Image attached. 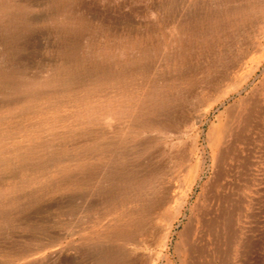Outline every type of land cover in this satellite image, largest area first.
Instances as JSON below:
<instances>
[{
    "label": "bare ground",
    "instance_id": "bare-ground-1",
    "mask_svg": "<svg viewBox=\"0 0 264 264\" xmlns=\"http://www.w3.org/2000/svg\"><path fill=\"white\" fill-rule=\"evenodd\" d=\"M75 1H51V6L54 9V21L63 36L60 47L62 57L52 67L49 74L40 76L28 74L24 66L15 64L7 56H11L20 47V40L27 25L36 19L31 11L33 1L0 0V42L4 45L0 59V227L13 222L15 218L11 214V209L15 206H22L21 211L24 210L23 207L34 206L39 201V190L43 187L50 186V189H52L51 187H63L57 181L39 178L36 189L24 192L21 189L26 186L31 177L46 171L49 163H58L62 160V153L65 151L63 146H54L53 136L45 137L42 134V125L48 126L46 129L49 130L54 128L56 123L62 120V117L56 113L57 108L63 104H71L75 108L74 114L77 119L75 121L78 127L70 125L71 127H68L59 136L62 139H68L72 134L86 136L92 132L93 138L86 139L84 142V156H86L85 152L95 151L107 159L106 170L96 182V191L103 196L108 210L116 211L112 222L107 224L106 231L98 234L97 242L83 250V254L87 258L85 264H157L159 255L152 263H149L151 258L129 252L120 243L121 240L131 237L130 227L140 230L145 228L147 224L145 218L150 206L154 205L155 207V205L168 203V196L160 199L154 197L157 189L151 185V179L158 168L150 167L146 173L140 174L136 161L127 157L128 147L124 145L120 148L112 146L114 140L108 137L106 132L96 131L95 128H92V124H95L98 117L106 112L117 119H125L128 127L135 130L136 134L141 130L155 126L172 130L174 135L183 132L193 134L191 137L189 136V143H185L180 150V158L184 160L187 152L191 155L197 154V151L200 150L197 146L201 134V130L198 129L200 126L196 125L191 114H187L188 111L184 114L177 110V117L173 114L174 101L177 98L179 100L186 98L181 86L178 87L174 81L171 83L160 82L157 78L148 79L146 77L147 65L141 60V57H147L150 53L149 48H142L141 53L137 56L133 54L120 56L119 52L110 50H104L100 57L92 54L93 52L83 53L82 49L85 44L80 41L79 36L86 30L88 20L84 15L75 11ZM226 4L227 1L224 0H210L202 3L203 7L200 6L199 9L195 8L183 13L184 16L176 22L175 34L169 39L171 43H176L173 50L169 48L168 51L166 50L169 59L173 54L179 57L189 54L190 52H187L193 42L206 39L214 30L222 29L227 14L233 15L231 22H236L238 19L244 18L247 13L256 11L255 9L263 10L262 5L258 2L254 4L236 3L229 7L225 6ZM57 13L62 15L58 16ZM219 38L221 37L219 36ZM115 63L119 65V68L114 67ZM225 64L227 63L225 62ZM208 66L210 67V65ZM240 68H242L240 62L235 61L228 63L226 69L218 74L207 71L208 73H204L200 79L204 82V86L197 92L194 91V88L198 82L194 76L179 70V77L190 89L191 96L198 99L199 96L210 89L217 88L222 83L230 84V77H235ZM138 75L147 80V87L143 90V83L146 80L138 82V84L135 83ZM231 83L238 84L233 80ZM111 88L116 91L115 98H111L107 94ZM234 88L241 87L235 86ZM227 92L218 96L224 97ZM259 109L256 97L240 98L237 102L225 106L216 115V121L208 125L204 135L209 154V174L199 193L198 200L191 207V212L186 216L182 227L177 231V240L173 248L178 264H233L235 259L244 263L250 257L251 250L258 246V241H254L249 234L250 228L246 224L248 222L246 217L252 216L254 219L257 214L262 212L261 207L252 213L249 209L252 203L251 198H256L258 201L260 199L246 192L247 197L241 192L244 187L249 188L250 181H253L248 168L251 165L249 155L258 148L259 141L264 140L261 127H258L257 121V123L254 121L256 115L258 116L262 112ZM159 115L160 118H158ZM32 118H35L34 122L24 124L26 120ZM31 127L33 129H30ZM21 130L25 131V135L29 139L26 144L14 141L15 132ZM190 131L193 133H189ZM133 152L139 154L140 151L133 149ZM83 168L84 176L82 177L76 175V172L68 173L65 167L61 166L60 170L64 173L68 188L89 185L98 169L93 164L92 166L83 164ZM20 175L24 178H18ZM198 176L197 172L191 175V178L189 177L185 194L191 189ZM258 181L260 182L262 179L257 178L256 183ZM255 191L258 193V190L254 189ZM129 203H132L133 206L132 204L128 205ZM71 204V209L75 210L77 206L72 202ZM179 212L180 208L178 207L176 213ZM173 221V218L169 217L160 229L153 225L149 231L148 227L149 235L154 231L155 234H158L157 232L160 231L156 238L161 250L167 249ZM25 224L28 227L39 226L35 223L31 224L29 221H25ZM162 233L163 237L161 238ZM119 240L120 243L117 242ZM166 260L165 264H174L175 262L169 256L166 257ZM259 262L260 259H254L253 264H259Z\"/></svg>",
    "mask_w": 264,
    "mask_h": 264
},
{
    "label": "rangeland",
    "instance_id": "rangeland-1",
    "mask_svg": "<svg viewBox=\"0 0 264 264\" xmlns=\"http://www.w3.org/2000/svg\"><path fill=\"white\" fill-rule=\"evenodd\" d=\"M32 1L31 11L36 19L27 25L25 33L20 40V47L11 56H7L15 64L24 66L28 74L45 76L61 60L60 47L62 46L63 36L53 18L54 9L51 6L52 0ZM207 1L210 0L75 1V11L84 15L88 20L87 31L84 30L85 33L83 32L79 36L80 41L85 44L82 49L83 53L89 54V52H93L92 54L100 57L104 50H110L119 52L120 56L122 54L137 56V54L141 53L142 48H149L150 53L147 57H141V60L147 65L146 77L148 79L157 78L160 82L171 83L174 81L178 87L181 86L186 98L184 97V99L180 100L177 98L174 101L173 114L177 117L178 112L185 114L188 111L187 114H191L196 125L200 126L198 129L201 130V134L197 142L198 149L200 150L197 151V154L191 155L187 152L186 159L184 160L180 158V150L185 143H189V136L191 137L193 134L190 135L183 132L178 133L177 136L173 134L174 131L172 130L156 126L141 130L140 133L136 134L135 130L128 127L125 119H117L106 112L98 117L95 124H92V128H95L96 131L106 132L105 134L114 140L112 146L116 148H120L123 145L128 147L127 157L136 161L140 174L146 173L150 167L158 168L151 179L153 181H151V185L157 189L154 197L160 199L161 197L165 198L168 196V203L155 205V207L154 205L150 206L145 218L147 223L145 228L140 230L130 227L131 237L128 238L129 240H121V243L120 240L117 241L129 252L142 254L143 257L151 258L149 263H152L159 255L157 264H165L167 256L175 261L174 264H178L173 248L177 240V231L182 227L186 216L191 212V207L198 200L199 193L204 187L205 180L209 174V154L204 135L208 125L216 121V115L225 106L247 96L256 97L259 103V110L264 112V0H224L227 1L225 6L228 7L236 3L254 4L258 2L262 5L263 10L255 9L256 11L247 13L244 18L242 17L236 22H231L233 15L227 14L222 29L214 30L212 32L213 35L210 34L206 39L193 42L187 52H190L189 54L183 57L173 54L170 59L167 56L166 50L168 51V48L173 50L176 44L175 42L171 43L169 39L176 32L175 25L177 20L182 18L185 13L195 8L199 9L202 3L204 4ZM60 14L57 13L58 16ZM151 40L152 42H150ZM217 40L218 42H216ZM104 44H106L105 47ZM3 47L4 45L0 42V59L2 58ZM152 48L156 51L154 52ZM198 49L199 51H197ZM134 50L136 51L135 53ZM235 61L240 62L242 68L239 69L235 77L231 76L230 78L231 82L233 80L238 84L233 85L231 82L230 84L222 83L217 88L208 90V93L205 92L198 99L191 96L190 89L187 88L186 83L179 77V70L194 76L198 82L194 88V91L197 92L204 86V82L200 81L204 73L209 71L212 74H218L223 69H226L228 63ZM114 67L119 68V65L115 63ZM145 80V78L138 75L135 83L138 84V82L141 83ZM143 84L142 90L147 87V80ZM235 86L241 88L235 89ZM171 91L173 92L174 89L172 88ZM171 91L169 90V92ZM225 91L228 92L224 97L218 96ZM107 94L111 98L116 97V91L112 88ZM207 107L208 110H206ZM57 109L56 113L62 117V120L58 121L55 127L50 130L46 129L48 126L42 125V134L45 137L53 136L52 142L54 146H63L65 151L62 153V160L58 163H49L46 171L37 174L33 178L31 177L26 186L21 187V189L22 192L36 189L39 184V178H49L57 181L63 187H51L52 189H50V186H45L39 190L40 198L34 206L30 208L23 207V211H21L22 206H15L11 209V214L15 219L11 224L2 228L0 227V264H85L87 258L83 254V250L97 242L98 234L106 231L107 224L112 222V218L116 214V211L108 210L106 203L103 201V196L96 191V182L103 176L106 170L107 159L95 151L85 152L86 156H84V142L86 139L93 138L91 136L92 132L86 136L72 134V136H68V139H62L59 134L64 133L68 127L76 125L75 120L77 119L74 114L75 108L71 104H63ZM177 110L178 112H176ZM262 112L260 115H256L254 121L258 122L256 123L258 127H261V133L264 137V113L262 114ZM158 118H160V115ZM34 120L35 118L28 119L24 124L32 123ZM30 129L33 128L31 127ZM189 133H193V131ZM13 138L14 141L16 140L24 144L29 141L25 135V131L22 130L16 131ZM259 144L258 148L249 155L251 165L248 168L253 181H250L249 188L244 187L241 192L243 195H246L245 193L248 192L251 196L260 199L258 201L256 198H251L252 203L250 204V208H248L250 209V213H252L258 210V207H261L263 209L262 212L257 214L258 217L256 216L254 219L252 216L246 217L248 221L246 224L250 228L249 234L254 241H258V246H255V249L251 250L250 257H248L246 262L243 263V261L235 259L233 264H253L254 259H260L259 264H264V140L259 141ZM133 149H139V154L134 153ZM83 164H90V166L93 164L98 168L94 177L90 180L89 185L68 188V183L63 176L64 173L60 170L61 166L65 167L68 173L76 172V175L83 177ZM197 172L199 176L192 184L191 189L185 194L187 184L191 178L190 176ZM22 177L24 178V176L20 175L18 178L21 179ZM257 178L262 179V181L256 183ZM254 189L258 190V193L254 192ZM71 202L77 206L75 210L71 209ZM131 204L129 203L128 205ZM178 207L180 208V212L176 213ZM169 217L174 220L172 233L168 240L167 249L161 250L156 238L159 236L160 231L157 232L158 234H155L154 231L150 235V232L147 231L148 227L150 231L153 225L160 229L165 225L166 222L164 221ZM25 221H29L31 224H38L39 226L28 227Z\"/></svg>",
    "mask_w": 264,
    "mask_h": 264
}]
</instances>
